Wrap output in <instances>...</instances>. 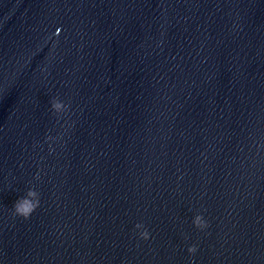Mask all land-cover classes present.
I'll use <instances>...</instances> for the list:
<instances>
[{
	"label": "clouds",
	"instance_id": "obj_1",
	"mask_svg": "<svg viewBox=\"0 0 264 264\" xmlns=\"http://www.w3.org/2000/svg\"><path fill=\"white\" fill-rule=\"evenodd\" d=\"M60 34V29H56L54 35L58 36ZM70 105L65 104L63 101L58 98H54L51 101V108L55 113L66 112L69 109ZM39 173L36 174L35 179H39ZM40 207V193L34 188H29L25 195L20 197L14 204L12 208L13 215L23 218L24 220H28L31 215ZM193 225L200 230L206 229L209 225L208 222L203 218L201 214H197L193 219ZM135 229H142L139 232L140 239L148 240L150 238V232L148 229L142 224L137 223ZM187 251L191 255H195L198 251L197 245H190L187 248ZM190 264H194V261H190Z\"/></svg>",
	"mask_w": 264,
	"mask_h": 264
}]
</instances>
